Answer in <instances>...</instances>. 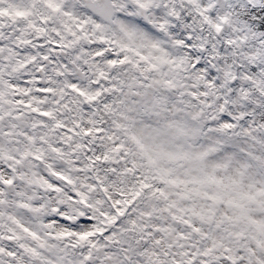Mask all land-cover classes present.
<instances>
[{"label": "snow or ice", "instance_id": "snow-or-ice-1", "mask_svg": "<svg viewBox=\"0 0 264 264\" xmlns=\"http://www.w3.org/2000/svg\"><path fill=\"white\" fill-rule=\"evenodd\" d=\"M0 264H264V0H0Z\"/></svg>", "mask_w": 264, "mask_h": 264}]
</instances>
